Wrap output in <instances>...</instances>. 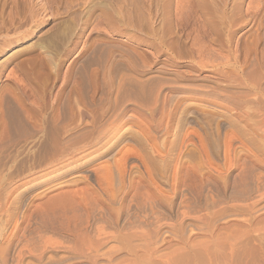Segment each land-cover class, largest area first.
Wrapping results in <instances>:
<instances>
[{"label":"rangeland","instance_id":"rangeland-1","mask_svg":"<svg viewBox=\"0 0 264 264\" xmlns=\"http://www.w3.org/2000/svg\"><path fill=\"white\" fill-rule=\"evenodd\" d=\"M263 18L264 0H0V246L4 247L7 264L17 263L21 244L30 241L38 245L43 238H47L51 246L41 257L25 254V261L32 264H117V261L130 258L124 249L126 241L122 240V247V238H115V235H124L133 223L139 226L150 223L145 218L150 207L144 204L139 192L145 188L155 190V185L157 190L161 187L170 190L172 185L174 187L171 183L174 176L179 179V173L185 172L193 176L194 181L198 177L201 191L196 194L179 186L172 192L170 202L161 198L156 202L155 216L162 219L160 228L156 229L158 252L166 253L165 249L171 252L168 248L176 247L174 257L180 255L182 258H176L172 264H179L182 259L180 264H264V131L254 128L252 120L240 119L231 106L229 109L225 98L217 102L220 105L225 101V106L216 103L204 107L192 99L183 100L184 104L180 102L184 107L175 114L169 131L153 130L154 141L158 142L155 145L131 132L126 138L127 147L135 146L133 149L137 152H130L125 172L113 173L110 185L99 184L93 169L108 157L78 172L40 177L41 173H34L33 167L44 158L45 147L36 138L14 134L7 117L9 108L13 107L29 110L40 117L44 113L49 116L60 103L59 98L72 96L76 99L87 84L86 77L93 69V62L99 59H105L106 65L114 62L115 70L120 72L128 71L127 61L136 58L141 63L148 60L153 70L164 64L175 73L174 78L185 70L201 73L208 64L241 65L249 57L247 46ZM170 38L178 40L180 51L182 49L180 56L166 44ZM176 79L186 80L180 76ZM172 92L173 104L182 98L183 91L177 87ZM138 153L150 156L153 167L150 173L156 180H152ZM45 176L52 177L45 181ZM75 179L79 181L74 182ZM84 187L90 190L80 196L62 193L66 190L74 193ZM58 192L62 195H57ZM186 194L188 198L183 204L181 200ZM49 197L56 199L55 203L67 202L69 215L75 213L86 219L89 209L87 231L95 236L100 230H107L110 234H105V249L120 245L119 251L115 248L112 254L102 252L100 256L70 251L68 246L77 243L76 239L59 226L60 215L54 207L57 204L54 205ZM43 201L53 203L49 202L54 205L50 207L47 202V209L53 208L55 214L52 210L50 214L46 208L45 211L38 208L37 203ZM184 208L189 210V215H183ZM217 209H223V214L215 216L212 227L198 218L201 214H214ZM41 211L46 212L44 219H41L44 214ZM45 216L50 219L46 220ZM151 219L152 227H156L155 218L151 216ZM219 231L222 236L237 233L230 236L240 238L236 239L240 243L236 244V250L228 246V240L220 242ZM215 238L217 241L212 243ZM222 243H225L224 248ZM177 246L184 251L180 248L179 252ZM155 260L156 264H166L159 258ZM148 261L139 260L140 264H155L154 260Z\"/></svg>","mask_w":264,"mask_h":264},{"label":"bare ground","instance_id":"bare-ground-1","mask_svg":"<svg viewBox=\"0 0 264 264\" xmlns=\"http://www.w3.org/2000/svg\"><path fill=\"white\" fill-rule=\"evenodd\" d=\"M217 41H218V39H217ZM220 42H221V44L224 43L222 41H220ZM166 44L171 49H173V52L175 50V52L177 54H179V56H180V52L182 53V49L180 51L178 40L175 41V39L170 38V39H168V41H166ZM120 47H121V45H120ZM247 47L249 48V52H248L249 57L247 58L245 63L238 65V66L233 64L232 67L231 66L229 67L228 65L227 66H220V65L212 66V65L208 64L210 67L209 66L205 67V65H204V69L202 70L201 73H198L199 70L195 71L193 69V70H187L186 71L184 69L185 72L182 70L181 72H184V73L179 72L180 75H177V76L183 77L184 79L186 78V80H184L185 82H179V80L177 81V79H176L177 76L175 78L173 76L175 73L172 71L173 72V74H172L171 71L168 70L170 68L166 65L163 66L164 64L159 65V67H156L153 70V68H151L152 64L150 65L149 62H146L148 60L142 61V63H141V62H139V58L133 59L132 61L129 59L130 61L129 62L127 61V64L129 63L127 65L128 71L125 69L126 72L125 71L120 72V71L115 70L116 68H114V66H115L114 62H110V63H108V65H106L107 63H105V59H104V61H100V59L98 61L96 59L97 62H93V64H92L93 69L90 71V75H87V73H86V75L89 76V77H86L87 78L86 79L87 84L84 85L85 87L80 90L77 98L74 100L72 99V96H71V98H70V96L69 97L64 96V97L59 98L60 103L55 108H53V110L49 116H47L44 113V115H42V117H40V116L33 114L29 110L20 111L18 109H15L14 107H13V109L9 108L8 113H7V115H8L7 117H9V119H10L9 123H10L11 130L14 134L23 133L27 137H30L33 139L36 138L37 140L40 141L41 144H43V147H45L46 153L43 156L44 158L41 160V162L38 165H35L33 167L34 173H39V174L41 173L40 177L43 175H50L51 173H56L53 176H56V175L62 176V175H65L67 173L78 172V171H80V169L85 168L86 166L90 165L92 162H94L98 159H102L103 157L104 158L108 157L107 159L102 160L95 168H93L94 173H96V175H97L98 183L103 184V185L105 183H107L109 185L112 184L113 173H116V172L124 173L125 172V169L127 166L126 163H127V159L129 157V154H130V152L132 153L134 151V149H136L135 146H134L135 148L133 147L134 149L132 147H129V146L127 147V142H126L127 136L131 132L134 134H140L138 136H142V137L144 136L146 139H148V141L149 140L151 141V144H154L157 141H154V136H153L154 133L152 134L153 130H158V131L162 130V131L168 132L170 129L171 121L173 120L175 114H178V112H179L178 110H181L180 107H182V105H180V102L182 104L183 103L182 101L185 99H192V101L195 104L197 103L198 105L206 107V106H210L209 104H216L220 98H223V99L225 98L226 102L229 104V106H228L229 109L231 106V109L241 117V118L239 117L240 119L243 118V120H244V118H246L247 121L252 120L251 122H254V124H253L254 128H256L257 130L259 129V131H260V129L264 131V128H262V126H264V18L262 20H260L259 24L256 26V30L252 36L250 44ZM120 49H122V48H120ZM168 50H170V49H168ZM93 52H94V50H93ZM102 53H104V52H102ZM181 56H182V54H181ZM135 57H139V56H135ZM182 57H184V55ZM137 59H138V61H137ZM93 65H97L98 67L96 66V68H94ZM116 67H118V65ZM120 67H122V66H120ZM84 70H87V69L85 68ZM120 70H122V69H120ZM101 72H103V73H101ZM88 74H89V72H88ZM180 80H181V78H180ZM177 87L183 91L182 98H179L178 101H175L172 104L171 103V98H172L171 94H173L172 91L175 90V88H177ZM73 98H74V96H73ZM193 98H194V100H193ZM226 102L224 101V104H226ZM221 103L223 104L222 101H221ZM221 103H220V105H221ZM224 104H223V106H225ZM217 105H219V104L217 103ZM212 107H214V106H212ZM231 133H233V132H231ZM134 138H135V135H134ZM162 142L164 143V141H162ZM165 145H164V147H165ZM168 145H170V144L168 143ZM203 146H205V144H203ZM203 146H202V148H204ZM155 147H158V146H155ZM153 148H154V146H153ZM155 149L158 151L157 148H155ZM134 152H137V150ZM138 154L141 157L140 159H142V163L144 164L147 171L149 172L148 174H150V177L152 178V180L155 179V177L152 176L153 174L150 173L152 171V168H153L152 167V160H151L150 156L143 154V153H138ZM197 174H195V175H197ZM189 175L190 174H188L186 172L185 173H179V176H178V177H180L179 179H177V177L174 176V182H171V183H174V187L172 185L171 189L169 188L170 190L163 189L162 187L159 188V190H157L156 189L157 185H155V187H156L155 190L145 188L146 190L143 189L144 190L143 192H141V191L139 192V193H142L140 195L144 201V204L145 205L148 204V206L150 207V210H149L150 213L145 215L146 220H148L150 223L147 226H139V225H136L135 223H133L131 225V227L129 226L130 229H128V231L126 230L124 235L122 233H119V234L117 233L115 235V238L116 237L122 238L121 239L122 244L119 243L122 247L124 245V242L126 241L124 249H126L127 254H129V256H130V258L128 257V259L121 260L123 262L125 261L126 263L125 262L120 263L121 261L120 262L117 261V264H137L139 262V260H141V261L143 260V262H144V260H146V259H147V261L148 260L149 261L154 260V262H155L156 261L155 258H159V260H161L163 263H166V264H172V262L179 260L180 255H179V257H178V255H177V257H174V256H176V255H174V252H175L174 249H176V247H174V249L168 248V249L172 250L171 252H169V251H167V249H165L166 253H163V252L159 253L157 250V247L159 245L156 246V243L158 244V242H156L157 240L155 241V239H156L157 235H159V233L157 232L158 230L156 231V229L160 228L161 225H159V223L162 219L159 216H155L156 213H155L154 209H155V206L157 205L156 202L158 200H160V198L165 200L166 203H167V201L170 202V200L173 198L172 192H175L177 188L185 187L187 190H191L196 194L200 193L202 185L198 182V180H197L198 177H195L197 179H195V181H194L192 179L193 176L189 177ZM77 176H80V174H77ZM37 177H38V175H37ZM37 177H35L33 179H36ZM50 177H52V176H49L48 178H50ZM165 177L166 176H164V178ZM175 177L177 180L175 179ZM48 178L46 177L45 181ZM169 180L171 181V179H169ZM199 180H200V182H202V180L200 178H199ZM78 181L79 180H76V179L74 180V182H78ZM172 181H173V178H172ZM122 182H123V180H122ZM156 182H154V183H156ZM149 186L151 187V185H149ZM88 187H87V189H85V187L81 190L77 189V190H75L74 193H73V190L69 191V193H68V190H66V192L64 191L62 193L64 194V196H65V194L66 195L70 194V196L71 195L74 196V195L79 194V196H80V193L83 195L84 192L89 189ZM89 190H88V192H89ZM58 193H60V192H58ZM92 193H94V192H92ZM136 194H138V193H136ZM43 195L45 196V194H43ZM57 195H62V194L60 193ZM89 195L90 194H87L88 197H89ZM64 196H62V197H64ZM84 197L86 198V196H84ZM88 197H87V199H88ZM94 197H92V198H94ZM75 198H77V197H75ZM85 198H83V199H85ZM186 198H188L187 194H186V197L182 198V200H181V202L183 204H186ZM49 199H50V197H49ZM68 199H70V197ZM51 200H53V199H50V201ZM55 200H53L54 203H55ZM77 200L78 199H76V201ZM50 201H47V202L49 203ZM143 201H141V202H143ZM47 202L37 203V204H39L38 208L40 206L41 208H44V209L40 208V210H44V211L46 208V212L50 213L49 212L50 209L48 210L47 207L49 205L51 207L53 203L50 202L52 204L49 203L47 206ZM63 202L64 201L62 200V202H59V203L56 202L54 204V205L57 204L58 209L56 206H54V205L53 206L56 208L55 211L58 210V213L60 215L59 226L63 227V229L66 230V232H68L73 238L76 239L77 243H75V244L73 243L74 244L73 246H68V249L70 251L80 252L81 254L85 253V254H89V255H98V256H100L101 254H99V253H102V252L106 253V254L107 253L112 254L115 251L114 250L115 248L119 251V248H121L120 245H118L119 247L114 246L115 248H111V246H110L109 249H107V250L105 249L106 248L104 246L106 243V241H105L106 235L105 234L109 233V232H107V230H106V232H104V230H100L98 235L96 234L97 236L96 235L93 236L87 231V226L89 224L86 225V223H88V217L90 216L89 215L90 212H88V211H90L89 209L86 212L87 213L86 214L87 220H86L83 218H79L80 215L77 216V214H75V213H73V215H72V213L69 215L68 209L70 208V206L68 208L67 207L68 204L66 205L67 202H64V203ZM70 202H72V200ZM58 204H59V206H62L65 204V206L59 207ZM60 204H62V205H60ZM83 204H84L83 206L85 207V203H83ZM92 204H94V203H92ZM161 204H162V202H161ZM80 205H81V202H80ZM88 205H86V206L88 208H90L89 207L90 205L89 206ZM167 206H169V204H167ZM172 206H174V205H172ZM75 207H77V206H75ZM180 207H182V206H180ZM185 207H187V205ZM59 208H61V209H59ZM51 210L53 211V208ZM222 210L223 209H221V211H219V212L214 211V214L209 213L210 215H208V213L207 214H201L198 218L201 219L200 221H202V223L204 221L205 224L207 223V225L209 227H212V225L215 224L213 222V220H215V216L218 214L220 215V213H222ZM225 210H227V208ZM55 211H53V214H55ZM182 211H183V215H187V214L189 215V213H190L189 210L187 211V208H184V210H182ZM46 212L45 213L43 212L44 213L43 214L41 211V213L43 214L41 219H44V215L46 214ZM49 216L50 215H48V217ZM56 216H58V215H56ZM151 216H153L155 218V224L158 223L157 226L155 225L156 227H152V225H151L153 223ZM45 217H46L45 219L47 220L48 217L47 216H45ZM183 219H184V217H183ZM46 220H44V221L46 222ZM57 222L58 221H56V223ZM51 223H52V221H51ZM51 223H48V224H51ZM181 223H182V221H181ZM177 225H175V226L177 227ZM175 226H173V227H175ZM176 227H175V229H176ZM218 228L221 229L222 227H218ZM120 230H122V229H120ZM215 230H217V227ZM215 230H214V232H215ZM176 231H178V230L176 229ZM225 231L226 230H224V232ZM208 232H209V230L207 231V233ZM214 232H213V234H214ZM211 233L212 232H210L209 234H211ZM218 233H220L219 236L221 235V237H222L220 240H222V239L224 241L228 240L229 241V243H227V244H229L228 246L230 248H232L233 251L236 250V249H234V248H237V247H235L236 244L238 243V241L236 242V239L240 240V238H237L238 235L233 236V237H230V236H232L231 235L232 233L234 235H236L237 233L235 234L234 232H231L230 236H229V234L226 235L225 233L224 234L226 236H222L220 231ZM226 233H228V231ZM215 236L217 237L218 235H215ZM227 236H228V238H226ZM211 237H213V236H211ZM218 238H220V237H218ZM224 238H226V239H224ZM231 238L234 240L233 242H232ZM230 239H231V241H230ZM122 240H124V242H122ZM214 240L217 241L215 238L212 240L213 241L212 243H214ZM223 240L220 242H223ZM242 240L244 241V239H242ZM247 240L245 239V241H247ZM29 242L25 243V244L24 243L21 244L19 252H18L19 253V259H18L17 263H15V264H32L28 261H25V259L23 258V257H25V254L29 253L31 255L34 254V256L36 255V256L41 257V255L43 256V253L48 249L49 245L51 246V244L47 238H43L42 242H40V243L38 242V245L36 243H33L32 241H31L32 243H29ZM244 243H246V242H243V244ZM216 244H217V242H216ZM222 244H223L222 245V247H223L225 243H222ZM227 244L225 245L226 248L228 247ZM239 244L240 243H238V245ZM54 246H55V244H54ZM215 247H217V246H215ZM229 247L227 249H229ZM180 248L182 249L183 247H180ZM180 248L178 247L179 252H180ZM191 249H193V248H191ZM161 250H163V249H161ZM204 250L205 249L203 248V251ZM111 251H112V253H111ZM233 251L231 252L232 255L234 253ZM179 252H177V253L179 254ZM110 254H108L107 256H109ZM180 254L183 255L182 252ZM103 255L105 256V254H103ZM184 257L186 258L185 255H184ZM96 258L97 257L95 256V259ZM176 258H177V260H176ZM180 258H182V256ZM0 259H1L0 260L1 264H7L5 252H4V247H2V245L0 246ZM181 261L183 262V259ZM181 261H180V263H182ZM140 263L141 262H139V264ZM151 263H153V262H150V264ZM155 264H156V262H155Z\"/></svg>","mask_w":264,"mask_h":264}]
</instances>
